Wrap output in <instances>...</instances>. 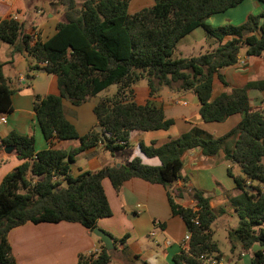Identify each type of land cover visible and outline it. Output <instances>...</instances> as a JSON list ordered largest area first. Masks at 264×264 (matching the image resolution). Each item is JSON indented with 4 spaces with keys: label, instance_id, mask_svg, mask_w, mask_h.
Instances as JSON below:
<instances>
[{
    "label": "trees",
    "instance_id": "16d2710c",
    "mask_svg": "<svg viewBox=\"0 0 264 264\" xmlns=\"http://www.w3.org/2000/svg\"><path fill=\"white\" fill-rule=\"evenodd\" d=\"M130 1L82 0L78 4L76 0H55L63 21L45 41L24 33L23 23L12 16L0 20V42L11 46L12 53L32 58L29 72L40 70L55 76L59 89L58 96L33 99L32 109L49 148L36 152L32 136L14 132L0 140L4 147H13L21 162L0 181V264H16L7 234L26 223H77L92 234L99 219L111 216L102 180L108 179L118 192L132 178L163 186L172 215L185 223L190 238L172 257L173 264H202L208 258L218 262L222 255L211 227L219 214L210 209L209 200L194 191L192 208L173 201L171 188L180 179L181 157L191 149H199L207 157L223 152L225 160L242 171L233 175L227 169L238 191L231 199L238 225L229 236L244 252L259 246L250 264H264V109L254 110L247 95L250 89L264 88V80L212 96L214 76L226 86L219 72L234 66L241 50L247 57L264 55V11L247 15L238 25L212 27L206 23L209 18L245 0H152V6L129 14ZM255 1L264 5V0ZM197 28L203 29L206 40H212L210 49L197 56L173 57L179 41ZM141 80L146 81L150 96L160 87L193 92L203 122L219 123L235 114L242 115L241 120L217 138L193 127L159 147L140 144L143 155L159 159L157 167L135 158L120 167L73 176L76 154L98 144L113 154L123 149L119 143L126 142L132 131L167 130L173 125L163 109L134 102L133 87ZM111 86L117 87L115 93L93 107L96 125L79 136L64 118L62 100L79 106ZM12 92L0 66V115L12 111ZM66 140H78L79 146L69 151L53 148L54 141ZM246 186L254 192H248ZM111 239L125 247L127 236ZM98 242L99 251L79 255L77 264H110L112 252Z\"/></svg>",
    "mask_w": 264,
    "mask_h": 264
},
{
    "label": "crops",
    "instance_id": "0c3cea01",
    "mask_svg": "<svg viewBox=\"0 0 264 264\" xmlns=\"http://www.w3.org/2000/svg\"><path fill=\"white\" fill-rule=\"evenodd\" d=\"M36 3L32 12L36 16L46 18L45 22L24 25L23 16L33 8V5L29 6L27 0H0V20L12 16L14 20L23 23L24 33L38 35L41 41H45L54 35L55 26L63 21V15L61 10L56 13L50 11L53 5L51 2L39 5L38 2ZM152 4V0H131L128 5V13H136L143 7H150ZM47 5L48 10L45 9ZM241 5L247 7L240 10L241 18H243L238 21L240 23L245 20L247 15L264 11V5L255 0H245L237 7H241ZM211 21L212 18H209L206 23L212 26ZM228 23L231 22L224 19L217 26ZM240 23H236V25ZM193 33H199L198 38H201L204 31L202 28L193 30L180 40L179 45L187 44L188 37ZM33 65L32 58L27 54L12 53L11 46L0 42L2 77L13 91L11 95L12 111L0 115V118H4V122H0V140L10 132L22 136H32L34 149L38 152L49 148V144L45 141L33 112V99L35 96H58L59 89L55 76L40 70L29 72L28 68ZM219 75L226 86L215 75L212 81L213 97L221 93H229L232 88H242L249 83L261 82L264 80V55L247 57L244 50H241L237 63L222 69ZM116 89L109 93H106L107 90H105L97 96L87 99L79 106H73L65 99L62 100L64 118L75 128L79 136L85 135L96 125L93 113L94 105L100 99L113 95ZM247 95L254 110L264 109V88L250 89ZM133 100L137 105L150 104L163 109L165 117L173 120V125L167 130L132 131L123 149L113 154L106 151L102 144L76 154L71 165L73 176L82 171H96L107 166L120 167L135 158L144 165L157 167L160 165L159 159L143 155L139 147L140 144L144 146L153 144L154 147H159L168 140L189 132L193 127L217 138L236 126L242 117L240 114H235L223 122H203L199 117V103L193 92H176L166 87H160L154 95L150 96L146 82H139L133 87ZM175 104L182 107L190 105L192 109L187 110L184 114L183 112L175 114L173 110ZM78 146V140L53 142V148L65 151ZM4 150L5 147L0 142V171L2 170L1 165L8 161L7 154L9 153ZM181 161L180 179L171 188L175 204L182 208H192L194 204L192 194L194 191H198L209 200V207L216 214L223 212L222 210L227 206L232 207L231 199L238 195V191L235 190L232 178L227 175V169L230 168L233 175H239L242 172L225 160L223 152L207 157L199 149H191L183 153ZM20 163L17 159V162L3 168L0 172V181ZM102 187L111 210V216L99 219L96 224L97 228L116 240L127 236L125 247L113 243L110 264H150L142 260L146 258L148 252H163L165 261L170 260V263L173 264L172 257L181 250L180 243L187 234V228L179 216L172 215L166 189L161 185L150 184L138 178L124 182L118 192L113 189L108 179L102 180ZM174 190H177L178 193L180 191L181 195L176 196ZM232 209L234 208L232 207ZM234 214L236 213L234 212ZM229 217L233 218L232 215ZM7 241L16 264H77L79 255L100 249L97 237L90 234L81 225L67 222L26 223L12 229L7 234ZM231 247L230 261L232 259L234 264H250L252 253L259 249V246H253L246 252H239V256L235 260L234 248L237 246L231 245ZM262 251L264 252V248ZM246 257L249 260L248 263H242V259ZM222 259L221 257L218 262L214 260L212 262L213 264H222ZM202 264L208 263L204 261Z\"/></svg>",
    "mask_w": 264,
    "mask_h": 264
},
{
    "label": "rangeland",
    "instance_id": "374dc122",
    "mask_svg": "<svg viewBox=\"0 0 264 264\" xmlns=\"http://www.w3.org/2000/svg\"><path fill=\"white\" fill-rule=\"evenodd\" d=\"M81 1L82 0H76V2L78 4H80ZM27 2L29 4V6L33 5V8L29 9V11L26 12V14L23 16L22 21L24 22V25H31V24L36 25L41 21L45 22L46 18L44 19V18H42V16H36L35 13L32 12L34 7L37 5L36 2H38V5L45 3V2L46 3L53 2V5L51 6V10H50L52 13H56L57 11L61 10L59 8V6L54 3L55 0H38V1H33V2L30 0H27ZM246 7L247 6H245V5H241V7H236L235 9H231V10L227 11V13H222V14L212 16L211 17L212 18V21H211L212 26L217 27V25H219V23H221L222 20H224V19L226 21L229 20L231 22L230 24H232V25H236V23H240L238 21H241L243 19V18H241L242 16H241L240 10H243ZM143 8H147V7H143ZM45 9H47V10L49 9L48 5L45 7ZM258 14L259 13H255L253 15H258ZM203 34L204 33H202L201 38H198L199 33H193L192 36L188 37L189 41L187 44L182 43L179 45V43H178L175 50H174L173 57H192V56H197L199 54H202L206 50H209V48H210L209 45L212 46L213 42H212V40H206L205 34L204 35ZM139 82L145 83L146 81L141 80ZM115 89H116L115 86H111L110 89L106 91V93H109L111 90H115ZM173 108H174L173 110H174L175 114H181V112H183V114H184L187 110L192 109V107L190 105H188L187 107H182V106H179L176 104L174 105ZM7 155H8V161H5L1 165L2 170H3V168L17 162V158L14 155V153L11 154V152H10ZM2 170L0 172H2ZM230 205L233 207L231 202H230ZM232 207L227 206L226 209L222 210L223 212H221V213L219 212L218 213L219 215H218L216 222L211 227V230L213 233V239H214V241H216V243L218 245V249H219V251L222 255V258H223L221 261L222 264H234V263H232V259L230 261L231 248H232L231 245L237 246L234 248V259L235 260H236V258H238L239 252H244L240 248V245L237 242L233 241V239H231V237L229 236V234L232 232V230H234L238 225V216H237V214H234L235 211H234V209H232ZM230 215H232L233 218H230L229 217ZM255 246H257V245H255ZM155 250H156V248H155ZM142 260L146 261L150 264H171L170 260L165 261L163 252L162 253L148 252V254L146 255V258H143ZM248 261L249 260L247 257L242 259V263H244V262L248 263Z\"/></svg>",
    "mask_w": 264,
    "mask_h": 264
},
{
    "label": "water",
    "instance_id": "95a60500",
    "mask_svg": "<svg viewBox=\"0 0 264 264\" xmlns=\"http://www.w3.org/2000/svg\"><path fill=\"white\" fill-rule=\"evenodd\" d=\"M97 130L99 131L100 128L97 127ZM6 153H10L13 151V147L12 146H7L5 147V150H4ZM242 172V171H241ZM248 192H254L253 188L251 186H246L245 188ZM92 234L97 237L99 240H101L102 242V245L104 246L105 250L106 251H111L113 250L114 248V245H113V242H112V239L111 237L106 234L104 231L98 229V228H95L93 231H92Z\"/></svg>",
    "mask_w": 264,
    "mask_h": 264
},
{
    "label": "built area",
    "instance_id": "2783aa9c",
    "mask_svg": "<svg viewBox=\"0 0 264 264\" xmlns=\"http://www.w3.org/2000/svg\"><path fill=\"white\" fill-rule=\"evenodd\" d=\"M184 104V103H183ZM0 122H4V118H0ZM125 141L124 142H120L119 144L120 145H125ZM189 238H190V234L187 232V234L183 237V239L181 240V243H180V247H181V249H184L185 248V246H186V244H187V242L189 241ZM99 250H96V251H93L94 253H97ZM206 261V263H208V264H213V260L212 259H210V258H208V259H206L205 260Z\"/></svg>",
    "mask_w": 264,
    "mask_h": 264
}]
</instances>
